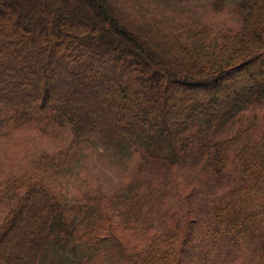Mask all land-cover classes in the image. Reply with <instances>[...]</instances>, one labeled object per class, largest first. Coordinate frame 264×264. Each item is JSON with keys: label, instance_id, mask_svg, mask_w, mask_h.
<instances>
[{"label": "trees", "instance_id": "trees-1", "mask_svg": "<svg viewBox=\"0 0 264 264\" xmlns=\"http://www.w3.org/2000/svg\"><path fill=\"white\" fill-rule=\"evenodd\" d=\"M181 1L0 0V127L73 132L0 188V264H220L225 247L264 264V126L248 116L264 106V0H206L238 13L222 33L179 23ZM88 146L139 155L143 183L83 201L54 189ZM198 161L232 168L220 201L194 185L186 211L155 205L161 185L180 199L176 172Z\"/></svg>", "mask_w": 264, "mask_h": 264}, {"label": "rangeland", "instance_id": "rangeland-1", "mask_svg": "<svg viewBox=\"0 0 264 264\" xmlns=\"http://www.w3.org/2000/svg\"><path fill=\"white\" fill-rule=\"evenodd\" d=\"M175 11L178 16L179 23H193L195 27L205 26L210 28L213 33H222L227 30H236L240 26L238 21V13L233 8L231 1H226L224 4L219 5L218 10H214L206 0H182L175 6ZM188 17V18H187ZM15 42H9V46L17 47L16 37ZM10 41V39H8ZM7 40V41H8ZM30 45H26L24 49L28 50ZM229 88V85L227 86ZM130 93L131 90H130ZM175 95H180L179 90L174 91ZM249 119H256L260 126H264V106L259 109L253 110L248 113ZM1 117V114H0ZM67 130H62L58 125L55 127L51 124L42 122H34L30 125H25L17 129H9V134L5 126L0 127V188L7 183V179L27 173L32 169L33 162L39 155L44 153L56 152L67 146L69 140L72 138V130L64 127ZM70 130V131H69ZM235 129L232 131L234 132ZM137 160L127 161L126 164H118L110 151H105L101 148H94L88 146L83 150V156L76 164L74 169L63 173L59 177L54 189H62V191L72 199L84 200L86 194H97L98 190L107 193L117 183L123 185L126 182L138 181L143 183V176H139L141 172L149 168V164H143L141 157L136 155ZM197 165L188 166L177 171V181L181 188L180 199L171 197L175 192L168 191V186L164 185L159 187L160 192L163 194L160 197L159 193L149 194L159 207L165 204L168 208L176 207L177 210H187V204L184 202V197H187L194 189L197 188L198 195H206V198L211 201H220V195L228 188L227 182L230 181L231 167L221 173L219 177L205 176L200 171V162ZM135 183L133 188L136 189ZM198 185V186H197ZM143 190V186H141ZM138 189V191H141ZM170 194V195H169ZM166 197L165 201L162 200ZM190 201V199H188ZM199 205L196 202L192 205L196 210ZM5 208H2L4 216ZM153 216L149 222L158 226L159 210H151ZM182 213V214H186ZM228 248V247H225ZM221 249L224 252V257L220 264H235V254L229 253L227 249ZM219 254H216L218 256ZM214 257V258H215ZM217 258L215 261H219Z\"/></svg>", "mask_w": 264, "mask_h": 264}]
</instances>
